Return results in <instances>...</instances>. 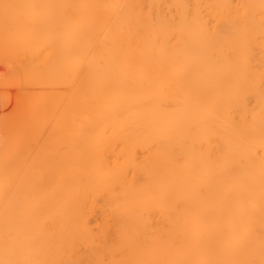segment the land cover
Listing matches in <instances>:
<instances>
[{
	"label": "bare ground",
	"instance_id": "obj_1",
	"mask_svg": "<svg viewBox=\"0 0 264 264\" xmlns=\"http://www.w3.org/2000/svg\"><path fill=\"white\" fill-rule=\"evenodd\" d=\"M0 264H264V0H0Z\"/></svg>",
	"mask_w": 264,
	"mask_h": 264
},
{
	"label": "rangeland",
	"instance_id": "obj_2",
	"mask_svg": "<svg viewBox=\"0 0 264 264\" xmlns=\"http://www.w3.org/2000/svg\"><path fill=\"white\" fill-rule=\"evenodd\" d=\"M4 94V92H0V106L2 104L3 97L5 96Z\"/></svg>",
	"mask_w": 264,
	"mask_h": 264
}]
</instances>
